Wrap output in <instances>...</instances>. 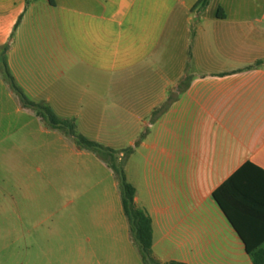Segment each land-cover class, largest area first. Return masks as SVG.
<instances>
[{"label": "crops", "instance_id": "obj_1", "mask_svg": "<svg viewBox=\"0 0 264 264\" xmlns=\"http://www.w3.org/2000/svg\"><path fill=\"white\" fill-rule=\"evenodd\" d=\"M198 1L0 0V51L29 100L61 119H96L103 146L131 147L124 174L156 259L253 264L212 192L246 163L241 182L264 187L254 168L264 172V0ZM72 153L60 192L77 203L75 179L91 182L96 207L34 218L28 264H142L116 175L93 151L75 143ZM252 197L259 204L240 201L237 221L264 237V195Z\"/></svg>", "mask_w": 264, "mask_h": 264}, {"label": "rangeland", "instance_id": "obj_2", "mask_svg": "<svg viewBox=\"0 0 264 264\" xmlns=\"http://www.w3.org/2000/svg\"><path fill=\"white\" fill-rule=\"evenodd\" d=\"M3 70L1 50L0 264H28V229L32 220L49 215L43 222L49 224L61 212L72 208L92 210L96 207V188L91 182L76 178L74 186L80 199L77 203H66L71 193L67 196L60 192V167L64 163L69 167L76 165L78 156L72 153L75 141L69 134L67 140L59 139L51 133L50 126L43 119H37L22 109L16 94L3 77ZM71 120L77 133L87 138L93 136L95 138L91 140L96 141V119ZM47 180H52L54 187H37L40 182L46 186ZM46 196L54 198L51 204H47L45 200H32Z\"/></svg>", "mask_w": 264, "mask_h": 264}, {"label": "trees", "instance_id": "obj_3", "mask_svg": "<svg viewBox=\"0 0 264 264\" xmlns=\"http://www.w3.org/2000/svg\"><path fill=\"white\" fill-rule=\"evenodd\" d=\"M198 2L204 6L207 4L208 0H199ZM6 49L7 45L3 47V51ZM3 66V77L7 81L9 87L18 96L23 106L32 108L50 127L66 131L74 139L78 147L93 151L112 169L118 179L122 209L128 221L130 236L139 248L142 264H186L180 261L161 262L156 259L151 251L152 227L150 218L143 208L135 204L134 187L127 182L124 174V163L131 151V147L114 150L77 133L75 131V124L71 119L58 118L47 105L29 100L14 82L5 62ZM165 106L166 104L162 105L160 108H165ZM249 166H252V164L246 163L229 176L212 192V196L244 242L245 250L251 256L253 264H264V250L258 248L264 237H250L243 232L237 221L236 213L239 206L238 203H241L240 201H247L251 205L259 204V201L253 199L252 196L259 197L264 195V187H253V189L256 188V190L252 189V194L249 192L250 185L241 182V175H243L242 173L246 171ZM254 168L264 174L262 170L257 167Z\"/></svg>", "mask_w": 264, "mask_h": 264}]
</instances>
